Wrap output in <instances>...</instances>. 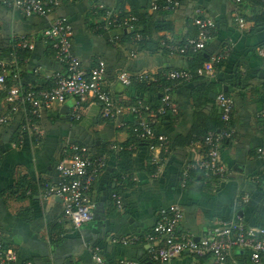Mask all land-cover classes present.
<instances>
[{
    "label": "crops",
    "instance_id": "crops-1",
    "mask_svg": "<svg viewBox=\"0 0 264 264\" xmlns=\"http://www.w3.org/2000/svg\"><path fill=\"white\" fill-rule=\"evenodd\" d=\"M178 1V9L158 12L152 9L157 0H62L48 17H27L0 0V59L6 60L11 52L8 60L16 62L15 70L24 84L49 88L54 74L63 71L44 32L55 17H65L73 28L72 50L81 66L90 71L103 60L105 88L124 107L132 104L138 93L136 85H125L119 79L120 74L135 80L141 74L155 76L187 69V59L165 49L164 42L181 44L197 37L192 23L197 8L216 23L207 54L213 56L226 45L231 47L213 76L209 75V62L205 63L198 71L205 80L195 79L188 94L173 93L178 113L166 115L156 126V133L168 141L167 152L158 150L165 158L158 174L148 146L134 144L130 156L118 155L132 138L130 130L136 122L128 109L108 121L100 116L96 100L69 98L64 105L44 111L33 131H25L23 113H9L7 93L0 86V112L10 115L0 131V242L4 249L16 252L17 264H95L92 255L96 247L109 264L120 259L150 262L141 238L152 230L160 212L175 204L184 210L179 232L196 241L238 218L248 227L264 228V154L259 153L264 150V57L258 53L264 46V24L255 25L256 20H262L264 5L257 0H242L241 4L232 0ZM109 10L141 17L137 29L143 31L144 42L140 46L142 37L133 36V30L98 29ZM237 15L246 22L245 29L237 24ZM21 37L33 40L34 49L22 60L19 56L13 60L12 46L15 38ZM7 80L9 88L13 79ZM221 92L235 101L234 136L223 142L220 152L228 179L220 183L194 172L182 188L185 164L206 154L201 132L215 121L221 123L216 102ZM77 102L79 118H74ZM71 143L86 145L107 158L106 169L91 191L93 219L80 229L62 220V202L44 198L41 188L43 182L58 181L56 164ZM115 193L121 196V207L113 198ZM115 237H138L140 241L114 244ZM210 261L209 257L185 253L171 264ZM226 264L254 263L249 251L237 248Z\"/></svg>",
    "mask_w": 264,
    "mask_h": 264
},
{
    "label": "built area",
    "instance_id": "built-area-1",
    "mask_svg": "<svg viewBox=\"0 0 264 264\" xmlns=\"http://www.w3.org/2000/svg\"><path fill=\"white\" fill-rule=\"evenodd\" d=\"M78 2L80 0H69ZM241 4L242 0H232ZM62 0H3V5L11 10H20L27 17H48L60 5ZM165 8L178 9V0H166ZM152 9L157 11L160 6L156 3ZM240 28H246V22L239 15L235 18ZM138 18L133 15L122 16V12L116 10L106 11V20L102 25L104 30H133ZM192 23L198 29V35L194 39L186 40L182 44L169 41L164 42V48L172 54L187 56L189 53L203 51L212 40L216 23L204 15L202 9L197 8ZM73 28L65 17H55L49 28L44 32V39L55 50L56 57L63 65V71L53 76V85L49 88H38L30 85L24 87L16 72V62L0 59V86L6 89L7 79L12 78L13 83L7 90V99L10 104L9 113L22 112L24 115L23 130L33 131L36 120L44 111L52 110L56 106L64 105L69 98L85 101L92 98L100 105V116L104 120L113 121L119 117L125 109H128L136 118L132 132L140 139L152 140L156 136L155 126L160 117L177 114L179 111L171 87H165L161 95V102L157 108L137 102L127 107L122 106L113 96L112 92L105 88L106 64L98 60L96 66L85 70L80 59L72 50ZM13 48V60L17 53L25 50H33V40L21 37L15 38ZM231 47L226 45L211 56L209 61V75L213 76L215 66L226 60ZM260 56L264 57V46L258 48ZM192 77L188 70H172L167 73L168 80L188 81ZM119 79L130 85L133 78L126 73L119 75ZM138 81H153L152 75L141 74L135 78ZM220 110L221 127L218 131H208L201 136V141L206 147V154L198 161H189L182 172V188L188 185L191 175L200 172L207 178L220 183L226 182L229 176L227 168L223 165L220 152L222 144L234 136L232 119L235 109L233 97L226 93H219L216 98ZM79 103L75 105L72 117L79 118ZM9 113L0 112V131L9 121ZM158 143L150 146V161L156 168L157 174L165 164V158L158 154V150L168 151L166 137L159 136ZM259 153L264 154L260 149ZM2 149L0 143V158ZM106 156L94 152L90 147L82 144H68L62 158L57 162L55 170L58 175L57 182H43L41 188L44 198L59 199L63 205L62 220L71 224L75 229H80L93 219L94 202L91 199V191L100 174L106 169ZM113 198L122 206L121 196L116 193ZM184 219V210L180 205H172L160 212L157 222L151 231L143 236V243L147 247L148 259L152 264H171L175 259L185 253L197 257H209L210 264H226L230 253L237 248L247 250L254 264H262L264 258V228L248 227L241 218L223 226L209 236L196 241L192 235H182L179 232ZM138 237H115L114 244L129 245L139 242ZM18 255L13 249H4L0 242V264H17ZM92 259L95 264H109L98 247L94 248ZM22 264H33L31 261ZM116 264H143L139 261L120 259Z\"/></svg>",
    "mask_w": 264,
    "mask_h": 264
},
{
    "label": "trees",
    "instance_id": "trees-1",
    "mask_svg": "<svg viewBox=\"0 0 264 264\" xmlns=\"http://www.w3.org/2000/svg\"><path fill=\"white\" fill-rule=\"evenodd\" d=\"M165 1L166 0H157L156 4L160 6V9L157 10L158 12L159 11H173V9H171V8H168V9L165 8V4H166ZM257 1L261 2V4L263 3V5H264V0H257ZM122 16H127V14H125V13L122 12ZM133 16H136L138 18V22L135 24V28L133 29V31L131 32V34H133V36L135 34L136 35L139 34L142 37V40L138 41V45L140 46L141 43L144 42V38H143L144 33H143V31H139L137 29V26L139 24V21H141V19H140L141 17L139 15H137V14L136 15L134 14ZM260 17H261L262 20H256L255 21V25L256 26H259V25L264 24V9H263ZM98 29H103V28L100 25V28H98ZM124 30L125 29H121L120 31L124 32ZM197 35H198V33H197ZM124 36H127V33H125ZM182 43H184V42H182ZM207 49H208V45H207V47L203 51H201L199 53H189L185 57L182 56L183 58L187 59V61H188V67H187V69H182V70H188L191 73V75H192L191 79L188 80V81H183V80H168L167 79V73L169 71H167V72L165 71L163 73H159V74L155 75L154 78L156 79V82H153V81H138V80H134L133 79V82L130 85L131 86L136 85L134 87H135V89H136V91H137L138 94L136 95L135 101H133V103L130 104V105H134L137 102L142 101L143 103L151 106L152 108H157L160 105V102H161V97H159V96L162 95L165 87H171V89H172V95H174L173 93L174 92L176 93V91H178V90L182 91V93L183 92H187L185 94H188V91H190L188 87H189V85H191V84L194 83V80L195 79L205 80L203 78L204 76H199L198 75V71L199 70H202L204 68L205 63H208L210 61V58H211L212 54L209 56L207 54ZM27 52H29V50L20 51V52L17 53V56H19V58H21V60H22L24 54L27 53ZM10 54H11V52H10ZM10 54H8L5 57L6 60L9 59ZM223 62L224 61L218 63L215 66V68L216 69L219 68L222 65ZM106 75H107V69H106ZM7 82H8V80H7ZM22 84L26 88H28L30 86L29 84L27 85V84H24L23 82H22ZM7 87H8V85L6 84V89H5L6 93H7V90L9 89ZM38 88H42V87H38ZM201 88L203 89L204 87H201ZM202 89H201V91H202ZM205 89H208V88L205 87ZM208 90H210V89H208ZM208 93H209L208 91L205 92V95L208 94ZM192 98L194 99V93L193 92H192ZM164 117L165 116L160 117V120H162ZM156 126L154 128L155 129V134H156L155 137L158 138L160 135H158L156 133ZM132 127H131V130H130L131 131V134H132V138L129 140V143L126 144L120 150V152L118 154L120 156H122V155L125 156V157L126 156L127 157L130 156L132 154V152H133V145L134 144H137L138 146H145V147L148 146L150 148V146L152 144H157L158 143V141H157L156 138H154L152 140V142L150 140H145V139L138 138L132 132ZM220 127H221V123L215 121L211 126L206 127L205 130H203V132H201V133L203 135H205L209 130L210 131L211 130L218 131ZM121 172H122V174H126L124 170H121ZM120 181H122L121 180V177H120ZM141 240L143 242V238H141ZM147 260H148V257H147ZM140 262L143 263V264H145L148 261H140Z\"/></svg>",
    "mask_w": 264,
    "mask_h": 264
},
{
    "label": "water",
    "instance_id": "water-1",
    "mask_svg": "<svg viewBox=\"0 0 264 264\" xmlns=\"http://www.w3.org/2000/svg\"><path fill=\"white\" fill-rule=\"evenodd\" d=\"M159 97H161V95ZM145 264H152V263L151 262H146Z\"/></svg>",
    "mask_w": 264,
    "mask_h": 264
}]
</instances>
